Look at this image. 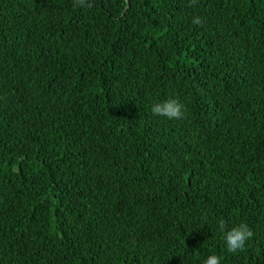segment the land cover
I'll return each instance as SVG.
<instances>
[{"label": "trees", "instance_id": "trees-1", "mask_svg": "<svg viewBox=\"0 0 264 264\" xmlns=\"http://www.w3.org/2000/svg\"><path fill=\"white\" fill-rule=\"evenodd\" d=\"M212 254L264 264V0H0V264Z\"/></svg>", "mask_w": 264, "mask_h": 264}, {"label": "clouds", "instance_id": "clouds-1", "mask_svg": "<svg viewBox=\"0 0 264 264\" xmlns=\"http://www.w3.org/2000/svg\"><path fill=\"white\" fill-rule=\"evenodd\" d=\"M75 5L77 7H86L88 6V0H75ZM194 23L201 24L202 20L196 18ZM151 111L155 116L166 117L170 120H180L185 117L184 105L177 99L156 102L152 105ZM219 226L223 232L227 250L233 254L245 250L249 241L255 236L254 230L247 223L235 225L230 230L226 229L224 221H220ZM204 264H223V260L221 256L212 254L207 257Z\"/></svg>", "mask_w": 264, "mask_h": 264}]
</instances>
